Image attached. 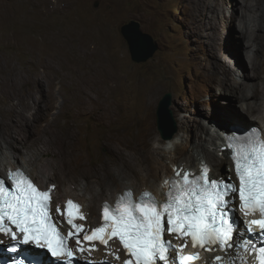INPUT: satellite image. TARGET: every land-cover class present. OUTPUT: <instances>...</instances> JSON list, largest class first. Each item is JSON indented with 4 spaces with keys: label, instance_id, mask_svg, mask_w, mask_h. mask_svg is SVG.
<instances>
[{
    "label": "rangeland",
    "instance_id": "obj_1",
    "mask_svg": "<svg viewBox=\"0 0 264 264\" xmlns=\"http://www.w3.org/2000/svg\"><path fill=\"white\" fill-rule=\"evenodd\" d=\"M261 1L0 0V156L8 154L6 133L12 131L19 163L37 180H43L42 173L47 171L56 186L57 202L66 189L79 192L86 183L94 189L97 179L119 182L129 176L149 183L148 162L172 175L171 161L184 162L185 154L199 151L195 144L204 141L208 133L216 135L219 122L223 130L229 127L231 116L244 120L242 127L257 124L264 129V101L258 112L247 113L248 99L234 96L232 89V83L244 81L248 83L245 92H252L251 47L238 34L245 23H253L250 18L243 20L241 8L259 6ZM130 19L139 21L157 45L144 62L131 59L120 32ZM49 35L55 38V48L64 51L53 57L52 47L45 43L46 62L38 67V55H31L29 41L44 43ZM78 38L101 55L113 76L109 98L91 93L93 98L107 101L85 114L75 96V78L59 82V72L72 67ZM36 75L42 77L41 82H32ZM49 80L53 99L39 102L40 95L41 99L47 95ZM167 93L171 94L169 107L176 132L163 139L157 109ZM14 105L20 116L11 113ZM50 105L43 114L44 107ZM105 105L112 110L108 119L100 117ZM37 112L41 117L32 120ZM17 121L22 127L15 134ZM68 127L72 130L64 135ZM108 134L115 147L104 141ZM23 136L29 138V145L22 143ZM205 145L210 150L214 147L212 142ZM56 155L61 166L55 162ZM224 163L226 172L231 162ZM94 166L92 175L85 177L86 169ZM93 208V212L88 210L97 216L95 201Z\"/></svg>",
    "mask_w": 264,
    "mask_h": 264
},
{
    "label": "snow or ice",
    "instance_id": "obj_2",
    "mask_svg": "<svg viewBox=\"0 0 264 264\" xmlns=\"http://www.w3.org/2000/svg\"><path fill=\"white\" fill-rule=\"evenodd\" d=\"M226 147L238 185L231 179L210 178L206 163L201 164L199 174L176 168L175 176L163 181L167 189L163 200H157L150 190L136 195L126 189L113 202L101 201V217L95 227L77 223L88 217L83 206L69 198L63 208H55L70 225L66 234L61 231L64 222L54 219L55 184L41 188L24 171H11L7 180L0 177V236L7 238V244L0 239V247L17 254L11 264H45L39 254L35 260L20 258L21 246L46 250L62 264L79 260L111 264L90 257L98 250V242L120 261L119 249L109 247L118 240L127 257L122 264H194L199 253L184 251L191 242L193 248L225 253L216 255L212 264H247L245 253L264 264V129L233 132L226 136ZM238 211L252 218L241 222ZM166 235L183 243L173 244Z\"/></svg>",
    "mask_w": 264,
    "mask_h": 264
},
{
    "label": "bare ground",
    "instance_id": "obj_3",
    "mask_svg": "<svg viewBox=\"0 0 264 264\" xmlns=\"http://www.w3.org/2000/svg\"><path fill=\"white\" fill-rule=\"evenodd\" d=\"M261 2L260 3L257 2L259 6H256V7L246 5L247 7L245 6L246 7L245 10L243 8L244 6L242 8L240 7L241 8L240 15L243 17V20L245 21L246 18H250V21L253 22L251 26L245 23L242 26L243 28H241L242 30L238 34L246 42L247 46H249V48L251 47L250 54H249V60H250L249 62H250L251 70H252V79H255V82L251 86L252 92L250 94L245 92L244 89L248 87L247 82L240 81V82L232 83V89L234 90V93H233L234 96L240 99H248L245 103L246 110H247V113L250 112L251 114H255L256 112H258L260 109V106L262 105L264 101V0L262 3ZM82 33L83 31L79 32L78 34L81 35ZM77 42L78 44L76 45L74 49L75 56H73L72 67H69L68 72H63V71H61V73L59 72L60 74L59 76L61 78V80L59 79V82L60 84L65 82L67 77H70V76L75 78L74 79L75 80V96L78 98V105L80 109L82 110V114L83 113L85 114L88 112V110L95 108L97 104L102 105L104 101H107V99L105 98L95 99L93 98L91 93L92 92L96 93L100 97H105V95H107L106 98H109L110 91L112 90L109 85V82L113 76H112L111 71L108 69L109 67H107L105 63L102 61L103 58L101 57V55L96 50H94L93 47H90L88 42L84 41V39H81V38H78ZM45 43H48L52 47L53 57L57 56L60 52L64 51L62 50L59 52V49L55 48V38L50 35L46 37L44 43L42 42L38 43L36 41L30 40L29 48L31 51V55L34 57L38 55V58H35L37 62L35 63L36 65L38 64V67L42 65V63L46 62L45 60L47 58L48 51H46L47 48L44 47ZM49 52H50V49H49ZM48 63H49V60L44 66L48 65ZM38 67L36 66L35 69H37ZM11 68L12 70L14 69L13 66H11ZM231 70L229 69L230 72ZM48 72L51 73V71H48ZM245 76H247V73H245ZM39 79L41 80L42 77L39 75H36L32 79V82L35 81V83L36 82L39 83L41 82ZM51 86H52V81L50 80L47 81L46 82L47 95H45L44 98L42 99L41 97H43V95H40L39 102L40 101L45 102V100L46 99L48 100L49 98L53 99L52 94L50 92ZM107 105H110V102H108ZM107 105H105L104 109H102V112L100 115V117L105 118V119H108L110 116V112H112V110H110L109 108L108 109L106 108ZM51 107L52 105L44 107L46 111L43 114H46L48 110L51 109ZM11 113L17 116L21 115V111L20 109H16V105H14V107L11 108ZM40 117H41V114L37 112L36 114L32 116V120H38ZM231 119L232 120L229 123L230 126L229 127L227 126L225 130H223V126L221 124L222 122H219L218 123L219 132H217L216 135H211L208 133L204 141L199 140L200 142H197L195 144V147H197L199 151L192 152L190 154H185L184 162L175 163L176 161L174 160L171 161L173 162L172 167L175 166L176 168H182L184 170L186 169L194 170L195 166L199 165L201 161H204V162H207V165L209 166L211 170V175H214L215 177H217L218 175H221L223 173V169H225L224 167L225 160L230 161L228 157V151L226 150L224 152H221L220 150V147L223 144H225L223 136H226L227 134L232 133L234 130L244 125L243 123L244 120L242 119H236L232 116H231ZM17 124H19V128L17 127L18 130L17 131L15 130L14 132L15 134L18 133L22 127V123L17 121ZM8 125H10V123ZM71 130L72 128L68 127L65 130L64 135L69 134ZM208 130H209V127H206V131ZM194 135H197V133H194ZM194 135L192 134V136ZM111 136L112 135L108 134L107 137L104 138V141L110 144ZM15 137L16 136L13 135L12 131H9V130L7 131L5 141L8 144V147L10 149L8 151V154L5 153L4 156L3 154H1L0 156V166H3L4 169H7L8 167L21 166V164L19 163V158H20L19 153L18 151L15 150L14 141L12 140V138H15ZM8 139H11V140H9L8 142ZM115 139L118 141L116 137ZM20 140L25 145L30 144V140L27 136L21 137ZM208 142L209 144H211V142L214 144V147L211 150L209 149L208 145H205ZM114 144L112 145L110 144V146L108 147H115ZM217 154L221 155L220 157L222 158L219 159V157L216 156ZM159 155H162V154L159 153ZM145 158H148V156H146ZM55 162L59 166L62 165L57 155L55 156ZM95 168L96 166L87 168L86 172H84V176L85 177L91 176L92 170ZM131 170L134 172L132 167H131ZM146 170H147L148 175L151 176L149 183H145V184L139 183L133 177L129 178V176H127L128 179L124 181L120 180L119 182H116L117 180H115L114 178H108V179L102 178V179L96 180L95 182L96 185L94 189L92 188L93 185L86 183L79 190V192L77 189L76 190L66 189L64 195H61V193H59L58 191H56V194H60L62 200L65 199L66 197H74L80 200L84 204V209L88 217V223H90L91 225H95L99 221L98 220L99 212H100L99 205L101 201L114 200L116 197V194L119 192H122V190L125 188H129V187L133 188V190L137 194H139L143 189H149L155 195L157 200L164 199V197L162 196V193L166 192L167 189L164 187L163 181L165 178H170L174 176V173H175L174 169L172 168L173 174L168 175L171 172L167 173L164 167L156 166L154 164L150 166V162H148V166H146ZM102 175L103 174H101L100 176ZM165 175H168V176H165ZM229 175L232 178L236 177V173L234 170L230 171ZM48 176L49 174L47 173V171H45L42 173L43 180H37V179L36 180L41 185L53 183V180L48 178ZM94 201L97 202L98 209H99L97 216L91 215V213L94 211V208H93ZM88 209L92 210V212H90Z\"/></svg>",
    "mask_w": 264,
    "mask_h": 264
},
{
    "label": "water",
    "instance_id": "obj_4",
    "mask_svg": "<svg viewBox=\"0 0 264 264\" xmlns=\"http://www.w3.org/2000/svg\"><path fill=\"white\" fill-rule=\"evenodd\" d=\"M120 32L127 43L131 59L137 63L149 59L157 49L152 35L143 31L140 22L135 19H130L122 24ZM170 103L171 94L167 93L160 100L157 109V124L163 139L171 138L176 132V120L169 107Z\"/></svg>",
    "mask_w": 264,
    "mask_h": 264
},
{
    "label": "clouds",
    "instance_id": "obj_5",
    "mask_svg": "<svg viewBox=\"0 0 264 264\" xmlns=\"http://www.w3.org/2000/svg\"><path fill=\"white\" fill-rule=\"evenodd\" d=\"M250 125H252V126H257V127H259L260 129H263L262 128V126L261 125H257V124H249L248 125V127L250 126ZM240 127H242V126H240ZM223 139H224V142L226 141V136H223ZM207 163V162H206ZM2 170H6V169H4V168H2V169H0V173H1V171ZM225 171V169H223V172ZM223 174V173H222ZM32 176V175H31ZM33 177V176H32ZM34 178V177H33ZM35 179V178H34ZM36 180V179H35ZM55 203V202H54Z\"/></svg>",
    "mask_w": 264,
    "mask_h": 264
},
{
    "label": "trees",
    "instance_id": "obj_6",
    "mask_svg": "<svg viewBox=\"0 0 264 264\" xmlns=\"http://www.w3.org/2000/svg\"><path fill=\"white\" fill-rule=\"evenodd\" d=\"M224 167H225V165H224Z\"/></svg>",
    "mask_w": 264,
    "mask_h": 264
}]
</instances>
